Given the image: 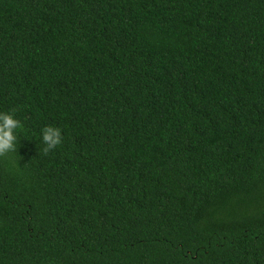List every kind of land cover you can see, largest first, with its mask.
Here are the masks:
<instances>
[{
    "label": "trees",
    "instance_id": "obj_1",
    "mask_svg": "<svg viewBox=\"0 0 264 264\" xmlns=\"http://www.w3.org/2000/svg\"><path fill=\"white\" fill-rule=\"evenodd\" d=\"M12 110L0 264H264V0H0Z\"/></svg>",
    "mask_w": 264,
    "mask_h": 264
},
{
    "label": "clouds",
    "instance_id": "obj_2",
    "mask_svg": "<svg viewBox=\"0 0 264 264\" xmlns=\"http://www.w3.org/2000/svg\"><path fill=\"white\" fill-rule=\"evenodd\" d=\"M21 127L22 123L15 118L14 110L0 111V156L17 150V131ZM40 136L45 153L55 149L62 142L61 130L51 125L43 127Z\"/></svg>",
    "mask_w": 264,
    "mask_h": 264
}]
</instances>
